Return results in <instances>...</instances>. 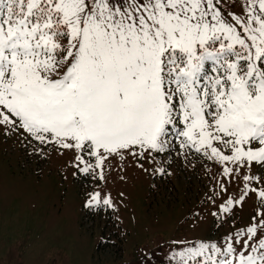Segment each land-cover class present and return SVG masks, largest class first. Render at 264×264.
<instances>
[{
    "label": "snow or ice",
    "instance_id": "1",
    "mask_svg": "<svg viewBox=\"0 0 264 264\" xmlns=\"http://www.w3.org/2000/svg\"><path fill=\"white\" fill-rule=\"evenodd\" d=\"M0 134L69 150L101 181L110 159L149 161L175 137L244 181L220 212L260 205L176 264H264V0H0ZM94 206L114 205L92 191Z\"/></svg>",
    "mask_w": 264,
    "mask_h": 264
},
{
    "label": "rangeland",
    "instance_id": "2",
    "mask_svg": "<svg viewBox=\"0 0 264 264\" xmlns=\"http://www.w3.org/2000/svg\"><path fill=\"white\" fill-rule=\"evenodd\" d=\"M21 140L0 134V264H176L174 253L245 228L260 207L250 195L231 214L220 212L244 181L225 178L221 165L200 154L112 158L101 181L75 169L71 151L52 145L44 159L26 160ZM92 191L110 195L114 206L83 207Z\"/></svg>",
    "mask_w": 264,
    "mask_h": 264
}]
</instances>
